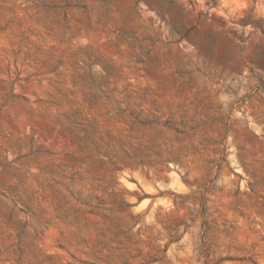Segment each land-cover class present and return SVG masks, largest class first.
I'll use <instances>...</instances> for the list:
<instances>
[{
  "label": "rangeland",
  "instance_id": "obj_1",
  "mask_svg": "<svg viewBox=\"0 0 264 264\" xmlns=\"http://www.w3.org/2000/svg\"><path fill=\"white\" fill-rule=\"evenodd\" d=\"M0 264H264V0H0Z\"/></svg>",
  "mask_w": 264,
  "mask_h": 264
}]
</instances>
